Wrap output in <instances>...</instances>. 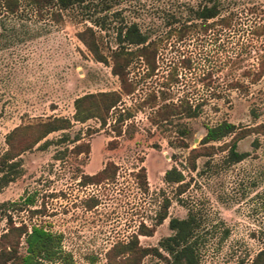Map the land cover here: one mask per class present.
Here are the masks:
<instances>
[{"label": "rangeland", "instance_id": "obj_1", "mask_svg": "<svg viewBox=\"0 0 264 264\" xmlns=\"http://www.w3.org/2000/svg\"><path fill=\"white\" fill-rule=\"evenodd\" d=\"M89 1L110 19L107 28L92 25L77 7L59 10L55 19L23 4L15 13L0 16V155L6 147L4 135L13 126L53 115L70 117L75 96L118 87L108 64L96 60L76 37L85 25H92L104 53L114 46L111 25L121 19L136 21L152 37L159 34L155 68L143 76L141 63L130 65L136 87L119 103L130 115L115 146L105 145L114 135L107 123L100 128L89 118L73 121L66 130L70 136L80 131L87 152L77 153L71 141H64L44 147L37 142L19 153L18 174L0 187V233L9 223L40 224L61 233L69 264H108L107 254L115 253L109 249L144 225L150 233L136 234L138 244L156 246L159 253L143 255L140 264H170L158 240L170 232L168 218L182 217L190 208L200 219L203 239L198 264H245L264 246V135L252 132L239 138L236 149L248 154L231 163L224 160L227 147L219 148L229 136L212 141L213 151L197 156L194 169L186 166L187 148L178 145L177 137L178 128L185 126L182 137L194 146L206 125L222 119L240 126L264 122V74L254 82L242 74L264 47V37L251 34L253 23L264 20V0H218L220 15L230 17L228 26L215 24L204 33L183 28L180 36L171 30L179 25L174 19L183 18L187 6L207 0ZM180 57L188 60L182 63ZM233 80L246 86H230ZM151 89L154 100L147 98ZM162 99L177 104L187 99L197 114H175L170 106L154 112ZM87 128L95 130L87 134ZM59 133L51 131L46 137ZM108 159L116 165L112 178L81 182V173L97 171ZM172 164L186 182L179 193L175 183L162 180ZM140 166L145 189L135 177ZM164 197L169 200L166 216L156 222ZM17 253H24L22 237Z\"/></svg>", "mask_w": 264, "mask_h": 264}, {"label": "trees", "instance_id": "obj_2", "mask_svg": "<svg viewBox=\"0 0 264 264\" xmlns=\"http://www.w3.org/2000/svg\"><path fill=\"white\" fill-rule=\"evenodd\" d=\"M103 2V0H101ZM29 6L36 13H48L54 19L59 16V10L77 7L80 14L86 17L92 25L100 28H107L110 19L105 13H98L101 9L95 7V3L89 0H0V16L3 13H15L21 5ZM90 4H93L90 8ZM221 4L218 0H207L196 6H187L186 14L183 18L174 20L179 21V25H173L171 30L180 33V29L186 28L192 31L206 32L207 29L218 24L228 26L230 17L227 14L220 15ZM107 22V23H106ZM167 23V22H166ZM92 25H85L84 28L76 31L75 35L80 42L87 48L91 55L98 61L108 64L110 72L116 76L118 87L112 89H101L83 92L75 96L72 100L73 111L70 117L64 115L48 116L43 120H36L25 124H17L8 130L4 135L6 147L0 155V187L14 178L19 172V153L32 147L35 143L38 147H44L48 143L71 141L72 149L79 152L88 151V142L82 141L80 131L74 132L71 136L66 131L73 121L83 122L89 118L96 119L98 126L104 125L114 132L111 139L106 141V147L116 145L117 136L122 134V125L130 115L128 109L119 107L123 95L132 93L136 87V81L129 76V67L132 63L139 62L144 67L143 76L150 75L155 68V55L160 44L159 34L152 37L150 30L146 27L141 28L136 21L120 20L112 24V34L114 46L104 53L95 39ZM253 38L264 37V20L255 21L251 27ZM181 33L178 35L180 36ZM187 57H180L184 63ZM242 74L247 77L248 82L258 80L264 74V47L261 48L256 58L255 64L248 69H244ZM170 76H168V79ZM230 86H246L245 83L233 80ZM148 97L155 99L153 89L148 91ZM162 93V89L159 90ZM162 98L163 95H161ZM179 103L166 102L158 104L156 111L166 109L161 107H172L174 113H183L185 116L197 114V107L188 103L187 99H182ZM181 102V103H180ZM157 104V103H156ZM181 105V109L177 108ZM153 106V104L151 105ZM112 111H116L113 114ZM157 113V112H156ZM113 116L111 119H108ZM166 116L161 115V120H166ZM108 119V121H107ZM59 130L60 133L54 138H47L46 135L51 131ZM95 129H86L90 133ZM178 132L181 137H177L178 145L187 148L185 155L186 166L190 169L195 168V158L200 155L209 156L213 151L212 141L222 140L229 136L226 141H222L219 148L227 147L224 160L228 163L238 161L248 154L247 151L236 149V142L239 138L249 133H260L264 135V122L253 125L240 126L226 119H222L214 124L205 126V131L198 140V144L189 146L183 137L187 133L185 126L179 127ZM257 143L252 140L253 146ZM116 165L112 160H106L101 168L93 173H81V182H98L103 179L112 178ZM138 185L146 188V178L142 166L135 173ZM164 182L176 184V193L181 192L186 182L183 181V173L180 168L172 164L164 169L162 173ZM27 197L26 202H30ZM0 202V206L3 205ZM169 204L167 197L161 203V209L156 213L155 221L160 222L166 216V207ZM170 232L158 240V246L166 251L171 257L170 264H198L199 245L202 243V235L199 231L200 219L190 208L182 217L171 216L167 220ZM150 228L142 225L137 233L125 242L113 245L109 250H114V254H107L108 264H140L143 255L152 252L159 253L158 247L141 246L137 242L136 234H149ZM22 237L24 241V253H17V246ZM119 255L116 259L114 256ZM63 264L71 263V255L61 247V233L51 231L40 224L31 223L28 227L21 223L14 225L9 223L6 230L0 233V264ZM245 264H264V246L258 249L252 258Z\"/></svg>", "mask_w": 264, "mask_h": 264}]
</instances>
